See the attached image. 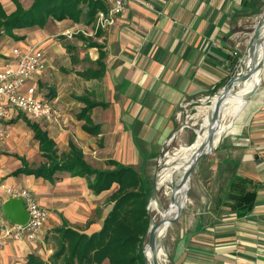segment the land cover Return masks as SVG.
I'll return each instance as SVG.
<instances>
[{
    "label": "crops",
    "instance_id": "crops-1",
    "mask_svg": "<svg viewBox=\"0 0 264 264\" xmlns=\"http://www.w3.org/2000/svg\"><path fill=\"white\" fill-rule=\"evenodd\" d=\"M105 1L109 10L114 0ZM0 2L8 13L16 9L13 1L11 11L4 0ZM261 5L264 0H130L106 28L99 27L98 18L92 24L50 19L44 28L15 29L22 39L0 33V60L16 46L43 52L47 69L33 83L56 111L52 121L22 114L10 121L11 137L0 149V184L32 189L49 220L36 240H8L0 248V264H28L30 254L48 259L54 250L51 229L65 220L91 234L102 228L112 208L108 204L99 221H89L100 206L99 196L109 190L94 194L84 177L66 175L51 181L15 174L24 167V159L30 168L48 162L26 118L49 133L60 153L61 148L69 150L70 141L86 153L89 136H110L106 127L112 123L94 122L95 110H121L123 115L116 113L112 144L102 150L110 154L107 160L136 166L140 155H149L143 143L165 141L183 111L213 95L219 83H228L234 66L250 48L247 23L260 13ZM260 76L259 89L246 101L210 168L215 183L210 182L209 189L184 210L179 264H264V67ZM88 100L106 105L95 106L80 119ZM75 107L80 108L78 123L67 114ZM85 123L99 129L89 133ZM71 131L83 137V143L71 138ZM227 163L237 164L239 174L258 184L256 207L242 218L220 202L221 187L232 175Z\"/></svg>",
    "mask_w": 264,
    "mask_h": 264
},
{
    "label": "trees",
    "instance_id": "trees-1",
    "mask_svg": "<svg viewBox=\"0 0 264 264\" xmlns=\"http://www.w3.org/2000/svg\"><path fill=\"white\" fill-rule=\"evenodd\" d=\"M16 9L8 13L0 2V33H6L18 39L14 32L18 28H44L50 19H72L75 22L92 24L97 21L101 11H108L105 0H33L25 8L21 0H12ZM235 64V63H234ZM226 85V80L219 83L212 91L216 94ZM97 105H106L87 101L78 117L86 114ZM34 130V136L40 143L42 154L48 162L37 168H30L24 159V167L15 174L26 173L42 176L51 181L59 180L60 172L71 177H84L94 194L99 195L118 187L109 195L106 204L112 208L105 217L100 230L91 234L81 231L64 220L53 232L56 246L48 259L37 254L28 256V264H146L144 246L151 225L149 202L153 193L154 181L146 173V161L140 168L124 164L116 159H108L107 168L95 167L85 157L83 149L70 141L69 150L59 152L57 143L47 131L31 120L25 119ZM84 130L95 134L98 125H83ZM232 175L221 187L220 202L237 217L249 215L256 207L258 184L253 179L239 174L238 165L227 163ZM221 206V205H220ZM53 239V238H52Z\"/></svg>",
    "mask_w": 264,
    "mask_h": 264
},
{
    "label": "rangeland",
    "instance_id": "rangeland-1",
    "mask_svg": "<svg viewBox=\"0 0 264 264\" xmlns=\"http://www.w3.org/2000/svg\"><path fill=\"white\" fill-rule=\"evenodd\" d=\"M10 1V2H9ZM23 5L26 8H29L33 0H21ZM5 6L8 11L15 9L14 3L11 0H4ZM262 6V5H261ZM259 6V7H261ZM251 22L249 24V32H250V45L254 40L255 30L260 24V22H264V5L260 9V13L257 15H253L250 18ZM249 58V49L245 51L244 57L239 61L240 68L239 72H244L248 69L244 63V60ZM238 64V65H239ZM260 86V85H259ZM222 89V88H221ZM221 89L214 95H211L209 98L198 102L189 108L187 111H183L180 120L174 125L172 133L165 139V141H153L149 144L143 143L144 146H147L149 150H146L150 155L149 159L146 161V173L147 175L155 182H158L160 178L161 172L165 166L164 159L166 156H170V158L175 157L177 161L175 164L182 163L183 160L190 155V149L192 145L195 143L198 135L204 131V119L206 114L209 110V107L212 105L214 97L219 94ZM103 109V108H100ZM80 111L79 107H75L70 111H67L68 116L70 117L69 120L78 123L77 121V113ZM118 115L124 112L117 111ZM116 111L111 112L110 110H95V114L93 116L94 122H99L101 119L103 121H107V123H112V126H107L106 129L109 133V137L107 139L95 136H89V145L86 148V159L92 163L94 166L99 168H107V158L110 157L108 153L106 155L102 149L108 146L109 143L112 144L111 135L116 132V126H114L115 119H116ZM121 115V116H122ZM238 118L231 117L227 115L223 120L222 123L229 125L230 128L225 132L222 136L221 140L216 144L218 149L222 147L225 138L228 134L233 130V123ZM105 119V120H104ZM23 121V120H22ZM80 123V122H79ZM120 129L123 130L124 133L125 127L120 125ZM112 133V134H111ZM74 136L77 137V140L83 143V137L78 136L77 133L71 131L69 136L72 138ZM10 137H11V129H10ZM109 142V143H108ZM217 149V150H218ZM217 150L207 156L202 157L199 165L196 167L195 171L192 175V180L190 182V191L188 195V200L186 202V207L188 209L191 207V200H195L200 198V194L206 191L208 188L209 183H215V176L212 175L210 168L213 167L216 163V159L218 158L217 153H220ZM60 151H64V149H60ZM136 167L140 168V166L145 162V158L138 157L136 159ZM68 175L67 173H61V178L63 176ZM215 177V178H214ZM208 179V181H207ZM118 186H114L109 192L103 193L100 198V206L96 208L94 212H92V216L89 221L97 222L99 221L104 212L110 207V205L106 204V200L109 197V193H112ZM209 189V188H208ZM171 194H172V183L165 182L162 184H158L156 195L153 196L150 200L149 205V212L152 218V222L158 221L161 219L164 210L168 209L171 203ZM184 208V210H185ZM182 218V217H181ZM181 218L173 223L169 229L167 230L166 234L159 239V242L165 250L163 251V255L160 257L161 264H179L178 260V251L180 249L179 245V231L181 225ZM88 221V222H89ZM49 231L50 236L53 238L52 243L56 246V241L53 237V230ZM146 243L149 241V233L146 237Z\"/></svg>",
    "mask_w": 264,
    "mask_h": 264
},
{
    "label": "built area",
    "instance_id": "built-area-1",
    "mask_svg": "<svg viewBox=\"0 0 264 264\" xmlns=\"http://www.w3.org/2000/svg\"><path fill=\"white\" fill-rule=\"evenodd\" d=\"M129 1L114 0L108 11H101L98 15L99 27L112 25L115 15L121 13ZM46 69L43 52L30 46H16L7 59L0 60V149L10 137V121L18 114L32 120L55 119L53 104L38 94V88L33 83V79ZM10 197L24 200L30 213L26 224H16L5 217L3 203ZM48 220V210L41 205L32 189L0 184V248L12 238L38 239Z\"/></svg>",
    "mask_w": 264,
    "mask_h": 264
},
{
    "label": "water",
    "instance_id": "water-1",
    "mask_svg": "<svg viewBox=\"0 0 264 264\" xmlns=\"http://www.w3.org/2000/svg\"><path fill=\"white\" fill-rule=\"evenodd\" d=\"M264 22H260L258 27L255 30L254 40L249 48V58L251 57L253 62L250 67H247L246 71L239 72L241 63H237L234 66L233 71L231 72L228 83L221 89L217 95V99L214 104V110L212 117L210 119V124L208 127L207 138L205 142L200 146L198 151L192 156L191 162L188 164V167L180 176L179 180H174L172 182V194H171V203L168 209L164 210L160 220L152 222L149 228V241L144 246V256L146 264H161L160 257L161 253L165 250L163 245L160 244L159 239L162 236L163 228L166 227L167 230L169 227L177 222L184 213V208L186 206L187 200H182L180 198L181 192L183 189L190 184L192 180L193 172L196 167L199 165L202 157L207 156L218 149L216 145V139L218 133L220 132L221 122H222V112L224 104L232 94L237 85L242 84L249 79H251L256 74L262 72L264 67ZM248 58V59H249ZM247 59V60H248ZM247 60H244L245 65ZM239 64V65H238ZM260 85V84H259ZM257 85L252 91L248 93L245 97L247 101L258 89ZM158 187V182L155 181L153 184V193L152 197L156 195ZM190 191V188H189ZM189 191L186 193L185 197H188ZM151 197V198H152ZM151 200V199H150ZM150 205V202H149ZM148 205V208H149ZM175 206V210L172 213L171 208ZM3 212L7 219L16 223V224H26L29 220L30 213L27 210L24 200L21 198L10 197L3 203ZM148 253H151V259L148 257Z\"/></svg>",
    "mask_w": 264,
    "mask_h": 264
},
{
    "label": "bare ground",
    "instance_id": "bare-ground-1",
    "mask_svg": "<svg viewBox=\"0 0 264 264\" xmlns=\"http://www.w3.org/2000/svg\"><path fill=\"white\" fill-rule=\"evenodd\" d=\"M262 30L264 31V27ZM252 62H253V60L250 57L247 60L246 67H250ZM260 75H261V72L256 74L255 76H253L248 81L236 86V88L234 89V91L232 92V94L229 96V98L227 99V101L224 104L222 117H221L222 120L227 115H230L231 117L234 118V117L238 116L240 114V112H242V110L246 104L245 97L248 95V93L250 91H252V89H254L257 85L260 84V81H261ZM216 99H217V95L214 97L213 103L209 107V110H208L206 117L204 119L205 120L204 121V131L198 135L195 143L192 145V147L190 149V155L188 157H186L182 163H178V164H175V162L177 161V158H175V157L170 158V156H166V158L164 159L165 166L161 172L160 178L158 179L159 185L162 183H165V182H171L172 183L174 180H179L180 176H182V174L184 173V171L188 167V164L191 162L192 156L198 151L200 146L205 142V140L207 138L208 127L210 124V119L212 117V113L214 110V104H215ZM229 128H230L229 125L223 124L221 122L220 132L218 133V137L216 139V144L221 140L222 136L225 134V132ZM190 187H191L190 184H188V186H186L183 189V191L181 192L180 198L182 200L188 199V197H185V196H186V193L189 191ZM175 209H176L175 206H173L171 208L172 213L174 212ZM166 232H167V228L164 227L161 237H163L166 234ZM162 255H163V252L161 253V256ZM151 256H152L151 253H148V257H150V259H151Z\"/></svg>",
    "mask_w": 264,
    "mask_h": 264
}]
</instances>
